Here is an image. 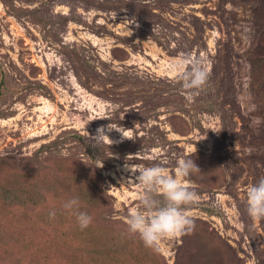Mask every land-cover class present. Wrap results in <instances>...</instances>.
Returning <instances> with one entry per match:
<instances>
[{"label":"rangeland","instance_id":"obj_1","mask_svg":"<svg viewBox=\"0 0 264 264\" xmlns=\"http://www.w3.org/2000/svg\"><path fill=\"white\" fill-rule=\"evenodd\" d=\"M187 54L202 90L166 71ZM189 156L195 230L146 247L131 169ZM261 179L264 0H0V264H264Z\"/></svg>","mask_w":264,"mask_h":264},{"label":"clouds","instance_id":"obj_2","mask_svg":"<svg viewBox=\"0 0 264 264\" xmlns=\"http://www.w3.org/2000/svg\"><path fill=\"white\" fill-rule=\"evenodd\" d=\"M166 71L189 92L202 90L208 83L210 75L204 59L194 58L190 54L169 62ZM112 129L116 128L100 127L92 138L97 144L106 141L112 143L107 135ZM126 167L130 168L127 165ZM131 170L134 174L139 173L135 176V181L140 192L137 197L138 206L131 209L125 218L127 232L138 235L146 247L155 250L159 249L163 240L191 234L196 225L190 208L198 203L199 196L184 181L193 173L200 172L191 156L180 158L171 173L161 164ZM246 203L248 215L253 220L264 219V179L248 188ZM63 208L76 216L82 230L92 223V216L79 210L78 198L67 200ZM55 215V210L49 212L50 218H54Z\"/></svg>","mask_w":264,"mask_h":264}]
</instances>
